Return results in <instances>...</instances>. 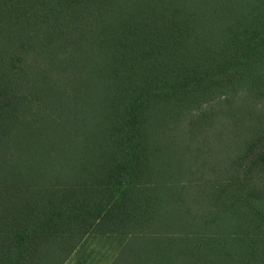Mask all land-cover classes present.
Here are the masks:
<instances>
[{
    "label": "trees",
    "instance_id": "obj_1",
    "mask_svg": "<svg viewBox=\"0 0 264 264\" xmlns=\"http://www.w3.org/2000/svg\"><path fill=\"white\" fill-rule=\"evenodd\" d=\"M262 102L264 0H0V264H264Z\"/></svg>",
    "mask_w": 264,
    "mask_h": 264
},
{
    "label": "rangeland",
    "instance_id": "obj_2",
    "mask_svg": "<svg viewBox=\"0 0 264 264\" xmlns=\"http://www.w3.org/2000/svg\"><path fill=\"white\" fill-rule=\"evenodd\" d=\"M237 100H240L237 106L241 105V107L245 109L246 105L241 101L242 99L238 97ZM215 104L216 103L213 104L214 109H218V107H216ZM259 108H261V111L264 112V102H262L261 105L255 107V109L252 112L256 113V111ZM239 114L242 115V119L245 120V123L241 128V130L236 134V137L232 136L230 139L234 141L233 145L235 146V148L237 145V147L240 148V150H242L244 148L243 139L246 133L252 129L251 127H255L254 125L256 119H254V117L249 119L245 110L244 111L240 110ZM262 117L264 119V116ZM189 121L190 118L184 120L181 130L185 131L187 128L190 127ZM208 128L206 127V130L210 131V133L212 134H219L220 132L226 131L225 126L221 125L220 122L217 121H215L214 125L210 124ZM217 161L219 160L217 159ZM263 166L264 163L258 164L256 168H258L260 171H255L250 175V177H253L254 180L257 178V182L262 180V178H264V173L263 171H261V168H263ZM246 171L247 170L244 169L239 174L244 175ZM252 182H256V181H252ZM123 242H124L123 238L120 242L119 239H115V238L112 239V237L110 238L99 237V236L87 237V239L84 240L83 244L79 247V249H77L72 255H70L66 259V261L62 264H110L113 262L112 260L115 258V254L119 252V250L121 249ZM140 250L141 249H140V236H139L138 243H136L133 246H129V248H126L124 251H122L123 254H121L120 259L123 260V264H134L133 260H129L132 256L136 259V261H139L138 254L140 253Z\"/></svg>",
    "mask_w": 264,
    "mask_h": 264
}]
</instances>
